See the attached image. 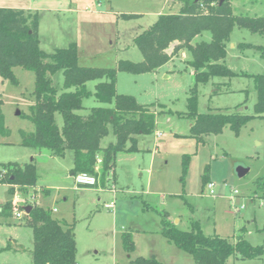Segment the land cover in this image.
Masks as SVG:
<instances>
[{
    "label": "rangeland",
    "instance_id": "rangeland-1",
    "mask_svg": "<svg viewBox=\"0 0 264 264\" xmlns=\"http://www.w3.org/2000/svg\"><path fill=\"white\" fill-rule=\"evenodd\" d=\"M172 1L0 0V8H28L36 12L39 47L46 54L75 44L79 65L114 68L119 60H142L133 44L134 37L147 30L158 14H177L179 6L171 5ZM231 3L234 15L264 17V0ZM122 14L136 17L123 19ZM202 41H210L209 32H202L191 44ZM239 43L264 46V37L234 26L226 46V66L235 73L264 75V58L253 50L239 51L236 47ZM188 59L187 51L181 50L157 70L139 75L117 74L118 94L132 96L140 105H162L165 113L156 117L152 134L137 137V152L116 155L114 175L110 172L106 180L108 189H115L114 211L102 207L113 199V194L96 193L94 189H100L98 178V188L75 185L69 172L70 151L62 158H42L35 157L32 149L20 146L19 130L28 133L34 130L25 118L34 103V73L16 66L12 68L16 84L0 78L1 111L9 130L8 137L0 136V167L7 163L27 164L33 158L41 184L50 190L47 197L37 192L36 203L44 209H56L51 212L53 219L75 224L78 264H131L136 256L151 255L163 264H194L186 253L160 235L163 213L181 231H189L195 222L203 234L234 242L244 229L250 244L262 243L259 229L264 223V199L256 198L254 191L255 181L264 178V118L252 119L237 135L226 127L218 135L203 136L202 141L191 136L190 121L179 115L186 112L189 90L194 86ZM51 82L58 92L62 91L61 71L51 76ZM97 83L88 82L86 87L93 93ZM196 90L200 114L216 111L253 114L256 93L248 77L212 78L206 84H198ZM94 107L107 105L91 96L83 100V109L78 114L85 116ZM56 123L61 127L59 115ZM113 142L110 130L100 147ZM184 160L187 170L183 175ZM99 165L96 164L98 172ZM239 166L248 169L243 177L236 174ZM204 175L208 183H203ZM209 183L213 193L208 189ZM8 188L0 183V208L10 201L15 205L14 211L33 190L28 188L24 194L15 187L14 194L19 197L15 201ZM24 219L16 220L13 213L6 219L0 216V264L31 263V229L23 224ZM175 220L178 222L174 223ZM124 229L133 237L135 248L131 255L121 245L119 231ZM113 237L117 254H111ZM10 239L23 249L1 251L9 243L15 245ZM227 264H264V256L250 261L230 258Z\"/></svg>",
    "mask_w": 264,
    "mask_h": 264
},
{
    "label": "trees",
    "instance_id": "trees-1",
    "mask_svg": "<svg viewBox=\"0 0 264 264\" xmlns=\"http://www.w3.org/2000/svg\"><path fill=\"white\" fill-rule=\"evenodd\" d=\"M181 7L177 14L159 15L145 31L136 35L133 44L142 55V60L132 62L119 60L114 68H91L78 63L75 44L46 54L39 47L38 15L31 10L0 8V78L16 84L12 68L21 66L34 73V103L28 119L34 130H19L20 146L36 151H46L51 157L62 158L72 153L70 174L86 173L104 183L112 172L118 153L137 152V137L150 135L156 129V117L165 113L164 106L140 105L134 97L118 94L117 74L126 72L134 75L157 70L170 61L181 50L187 51V64L193 70L194 86L189 90L186 112L181 115L190 121V134L198 141L206 135H218L228 127L235 135L252 119L264 118V75L235 73L225 64L226 46L233 27L264 37V17L234 15L232 0L217 2L174 0ZM123 19L135 15H121ZM202 32L210 33L209 42L191 44ZM241 52L253 50L264 58V46L239 43ZM171 49V53L168 50ZM61 71L62 91L52 85L51 76ZM248 77L253 82L256 101L252 115L222 111L198 113V84H206L212 78ZM98 81L91 93L86 84ZM93 96L107 107H94L88 114H78L83 109V100ZM0 100V136L8 137ZM170 113V112H167ZM56 115L62 120L56 123ZM114 142L100 147L109 131ZM100 159L99 172L96 170ZM187 163L183 162V175ZM203 183H208L206 175ZM38 174L33 161L27 164L7 163L0 167V183L7 184L8 194L13 196L15 187L22 193L37 184ZM256 198L264 199V178L255 181ZM23 224L31 229L32 249L30 264H76L75 224H65L53 219L51 210L37 204L30 205ZM15 209L12 202L0 208V216L11 217ZM160 235L177 249L186 253L194 264H227L230 258L250 261L264 256V223L259 229L263 241L252 245L245 238V230L234 242L220 236L203 234L193 222L189 231H181L168 219L160 215ZM22 224V225H23ZM121 245L126 254L134 252L131 233L120 235ZM23 249L20 245L7 244L1 251ZM131 264H163L154 256L135 257Z\"/></svg>",
    "mask_w": 264,
    "mask_h": 264
},
{
    "label": "built area",
    "instance_id": "built-area-1",
    "mask_svg": "<svg viewBox=\"0 0 264 264\" xmlns=\"http://www.w3.org/2000/svg\"><path fill=\"white\" fill-rule=\"evenodd\" d=\"M100 163H101V160L98 159L97 160V164H100ZM73 178H74V183H75V185L77 187L93 188V187H96L97 184H98V181H97L95 176L89 175V174H86V173H77V174L73 175ZM208 189L210 190V193H213L212 184H210V183L208 184ZM114 190H115L114 188L111 189V191L113 193H114ZM37 192H39V191L36 188H33L32 194L27 199H22L21 200L23 202V205H20V206L18 205V207H17L18 209H16L13 212V217L16 220H20V219H22L23 217L26 216V213L24 211V208L26 206H30V205L36 204V200H37V197H38V195H37L38 193ZM13 198H14L15 201H19L18 195L14 194ZM114 206H115V202H114V200H112L110 203L105 204L104 208L107 209V210H113Z\"/></svg>",
    "mask_w": 264,
    "mask_h": 264
},
{
    "label": "crops",
    "instance_id": "crops-1",
    "mask_svg": "<svg viewBox=\"0 0 264 264\" xmlns=\"http://www.w3.org/2000/svg\"><path fill=\"white\" fill-rule=\"evenodd\" d=\"M174 4H177L178 6H179V9H180V7H181V5H180V3H178V2H176V1H172L171 2V5H174ZM232 4V3H231ZM25 10H29L28 8L27 9H25ZM122 15H124V14H122ZM126 15V14H125ZM158 16H159V14H158ZM157 16V17H158ZM232 47H234V45H232ZM34 152H33V154H34V156L36 157V156H40V157H42V158H46V157H49V158H55V157H51L49 154H48V152H41V151H36V150H33ZM72 160H73V157H72ZM31 161H33V158H31ZM72 168V167H71ZM71 170V169H70ZM70 170H69V172H70ZM115 172V171H114ZM37 174H38V170H37ZM71 175V174H70ZM72 176V175H71ZM39 181H40V183H39ZM115 183V178H114V181H113V184ZM98 186H100V189L98 188ZM96 188H98V189H94L95 191H96V193H112L113 194V199L112 200H114L115 199V192L113 193L110 189H108V182L106 181V182H104V183H100L99 182V185H98ZM34 188H36L39 192H41L42 193V196L43 197H47V196H49L50 195V190L49 189H47L45 186H43L42 184H41V180H40V176L38 175V180H37V184H36V186L34 187ZM82 188H85V187H82ZM38 198V197H37ZM111 200V201H112ZM110 201V202H111ZM37 202V201H36ZM110 202H108V203H110ZM108 203H104V204H102V207L104 208V205L105 204H108ZM37 204V203H36ZM114 209H115V206H114ZM114 209H113V211H114ZM51 211L53 212V213H55L56 212V209H51ZM110 211V210H109ZM2 217V216H1ZM4 219H6L5 217H3ZM178 222V220H175L174 221V223H177ZM125 231V229L123 230V231H119L120 233V235L122 234V232H124ZM114 238V237H113ZM10 242H13L15 245H20V246H22L21 244H18L17 243V241L16 240H14V239H10L9 240ZM116 238H114V246H113V250L111 251V254H117V250H116ZM167 242V241H166ZM168 243V242H167ZM124 251V250H123ZM94 254H98V251H95L94 252ZM151 256H154L155 258H156V256L155 255H151ZM113 257H114V255H113ZM136 257H140V256H136ZM130 258V256L128 257V259ZM134 259V258H133ZM157 259V258H156ZM158 260V259H157ZM76 264H78L77 263V260H76Z\"/></svg>",
    "mask_w": 264,
    "mask_h": 264
},
{
    "label": "water",
    "instance_id": "water-1",
    "mask_svg": "<svg viewBox=\"0 0 264 264\" xmlns=\"http://www.w3.org/2000/svg\"><path fill=\"white\" fill-rule=\"evenodd\" d=\"M200 1L217 2L219 5H221L224 2V0H194V2H200ZM17 114L19 115V113ZM247 172L248 169H245L243 167L239 166L236 168V174L238 177H243ZM30 210H31V206H26L24 208L26 215L30 212Z\"/></svg>",
    "mask_w": 264,
    "mask_h": 264
}]
</instances>
